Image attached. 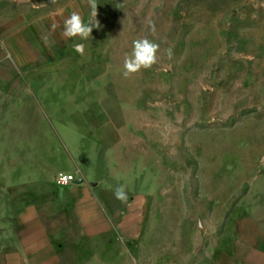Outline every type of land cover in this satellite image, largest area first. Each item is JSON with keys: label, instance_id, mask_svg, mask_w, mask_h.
I'll return each instance as SVG.
<instances>
[{"label": "rangeland", "instance_id": "obj_1", "mask_svg": "<svg viewBox=\"0 0 264 264\" xmlns=\"http://www.w3.org/2000/svg\"><path fill=\"white\" fill-rule=\"evenodd\" d=\"M96 2L100 27L80 40L63 22L75 11L87 23L88 0H0L1 234L31 204L64 202L71 174L53 167L97 174L81 153L99 142L119 167L143 152L159 198L138 238L114 225L64 264H264V0ZM145 36L158 62L125 78Z\"/></svg>", "mask_w": 264, "mask_h": 264}, {"label": "crops", "instance_id": "obj_2", "mask_svg": "<svg viewBox=\"0 0 264 264\" xmlns=\"http://www.w3.org/2000/svg\"><path fill=\"white\" fill-rule=\"evenodd\" d=\"M71 140L75 142L76 138ZM98 143H91V147H95L91 154L80 152L83 161L90 162V166L94 164L95 175H87L75 162L76 168L71 164L66 170L59 169L60 152L68 142H59L56 154L49 151V161L50 158L57 161L54 172L74 175L76 180L64 188L66 199L63 203L49 200L31 204L15 219L22 222V229L9 230L3 235L0 232V264H64V255L74 254L71 249L79 239L97 238L110 232L114 225L125 239L139 237L149 199L159 198L155 170L146 163L144 153L137 149H128L127 158L121 161L120 167L111 165L113 159L105 157L102 160L98 155L102 150ZM74 147L79 149L75 144ZM77 169L84 173L82 181L76 177ZM119 185L125 186V202L114 196V189ZM111 199L114 200L109 202ZM37 206L42 212L47 209L56 226L45 224V218L38 216ZM61 222L65 226H60Z\"/></svg>", "mask_w": 264, "mask_h": 264}, {"label": "clouds", "instance_id": "obj_3", "mask_svg": "<svg viewBox=\"0 0 264 264\" xmlns=\"http://www.w3.org/2000/svg\"><path fill=\"white\" fill-rule=\"evenodd\" d=\"M55 3V0H51ZM89 7L91 9L90 19L86 23L83 17L78 12H72L71 15L63 22V36L68 39L79 38L80 40H87L91 37L94 28H99L100 23L97 20V2L96 0H88ZM56 25H53L55 28ZM149 31L155 33V24L149 21ZM160 45L154 40L149 39L147 36L143 38L135 39L132 42V50L129 55L124 59L123 75L125 78L140 72L141 70H147L152 68L158 62V52ZM169 58L172 56V50L169 48L166 50ZM114 196L117 200L125 202L127 200V192L125 186L119 185L114 189Z\"/></svg>", "mask_w": 264, "mask_h": 264}, {"label": "built area", "instance_id": "obj_4", "mask_svg": "<svg viewBox=\"0 0 264 264\" xmlns=\"http://www.w3.org/2000/svg\"><path fill=\"white\" fill-rule=\"evenodd\" d=\"M76 179L71 175H64L61 174L59 176V183L62 185H69L72 184Z\"/></svg>", "mask_w": 264, "mask_h": 264}]
</instances>
